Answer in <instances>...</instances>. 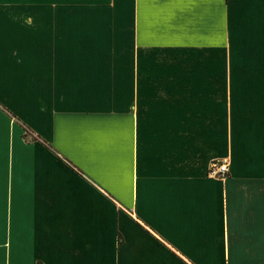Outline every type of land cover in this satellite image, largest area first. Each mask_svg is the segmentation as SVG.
Instances as JSON below:
<instances>
[{"label": "crops", "instance_id": "obj_1", "mask_svg": "<svg viewBox=\"0 0 264 264\" xmlns=\"http://www.w3.org/2000/svg\"><path fill=\"white\" fill-rule=\"evenodd\" d=\"M0 264H264V0H0Z\"/></svg>", "mask_w": 264, "mask_h": 264}, {"label": "built area", "instance_id": "obj_2", "mask_svg": "<svg viewBox=\"0 0 264 264\" xmlns=\"http://www.w3.org/2000/svg\"><path fill=\"white\" fill-rule=\"evenodd\" d=\"M228 166L229 163L226 159L214 161L208 169V176L214 179H224L228 176Z\"/></svg>", "mask_w": 264, "mask_h": 264}]
</instances>
